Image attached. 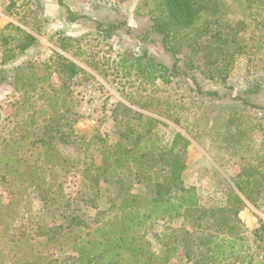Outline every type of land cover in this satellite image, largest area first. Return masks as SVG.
<instances>
[{"label": "rangeland", "instance_id": "374dc122", "mask_svg": "<svg viewBox=\"0 0 264 264\" xmlns=\"http://www.w3.org/2000/svg\"><path fill=\"white\" fill-rule=\"evenodd\" d=\"M62 1L0 0V28L12 22L37 39L7 63L0 45V76L8 77L0 84V150L4 141H15L24 133V120L38 115L37 108L44 103L36 97L24 103L23 92L10 83L12 69L21 65L24 72L46 79L41 82L42 98L54 89L68 92L70 105L59 108L50 128L58 130V138H66L63 142L55 137L59 150L77 162L55 178L64 198L56 194L54 200L30 190L17 205L11 234L27 230L41 242L45 257L64 258L71 252L61 249L60 242L69 244L74 234L93 237L97 224L116 212L124 194L155 195L153 184L137 183L128 169L115 176V182L100 175L109 144L143 120L140 137L151 135L159 146L168 147L176 132L191 141L182 176L201 197L200 208L173 219L154 218L140 227L151 249L161 256L169 250L168 264H260L264 260L259 214L264 204V0H200L209 11H217L209 18V35L188 44L173 39L177 54L166 49L162 35L152 29L157 19L152 0ZM70 11L75 20L69 19ZM143 53L147 60L170 68L177 59L178 74L170 75L169 82L148 80L129 62L123 63L124 58L131 61ZM59 54L77 65L74 73ZM115 116L121 120L115 121ZM140 137L131 139L129 146ZM150 158L146 160L156 164ZM245 172L258 173L263 185L253 191V202L246 201L232 181ZM9 184L0 172L5 201L10 198ZM234 191L244 202L240 221L230 211L237 205ZM224 235L235 247L226 257L212 242Z\"/></svg>", "mask_w": 264, "mask_h": 264}, {"label": "trees", "instance_id": "16d2710c", "mask_svg": "<svg viewBox=\"0 0 264 264\" xmlns=\"http://www.w3.org/2000/svg\"><path fill=\"white\" fill-rule=\"evenodd\" d=\"M59 2L63 4L62 0ZM152 3L154 18L157 17L152 29L162 35L166 49L173 54L178 52L173 39L188 44L208 36L209 18L217 14L216 10L209 11V6L202 5L200 0H152ZM72 14L73 11H70L69 19L75 20ZM36 40V36L26 29L12 22L6 23L0 28L3 63L16 59ZM60 45L63 50L67 49L65 43L61 42ZM59 57L66 61L72 73L77 70L73 61L61 54ZM129 60L124 58L123 63L129 62L131 68L148 80L161 78L169 82V76H176L179 72L177 59L171 68L152 58L147 60L145 53ZM24 69L21 65L15 66L10 83L23 92L24 103L34 97L36 101L43 100L44 103L38 106V115L24 120L27 126L24 133L15 141H4L0 150V172L11 183L8 188L9 200L5 201L0 193V264H168L171 257L169 250L163 256L156 254L141 235L140 227L154 218L173 219L182 216L188 209L200 208L201 197L195 187L185 184L182 176L191 141L181 132H176L168 147L159 146L151 135L140 137V127L145 125L143 120L127 129L125 137L109 144L107 152L102 155L100 175L106 182H115L114 177L128 169L137 183L153 184L157 189L155 195L124 194L116 204V212L97 224L93 237L90 234H74L69 244L60 242L61 249L68 248L71 252L70 256L64 258L45 257L39 249L41 242L27 230L11 234L18 215L17 205L30 190L47 193L54 200L56 194L64 198L62 185L55 178L60 172L77 165L76 161L59 150L54 140L56 137V140L65 142L66 138H58V130L50 128L59 108L69 107L68 92L54 89L51 93H44L42 98L41 82L46 79L40 78L36 72H24ZM6 79V75L0 76V84ZM125 111L131 110L125 107ZM37 118L43 122L39 124ZM120 120L115 116V121ZM136 135L140 138L130 147L129 143ZM147 156L156 164L146 160ZM234 184L236 190L247 199H252L242 181H235ZM234 196L238 199L237 205L230 211L234 219L240 221L239 214L244 202L235 191ZM221 209L213 208L215 211ZM255 235L260 237V231L256 230ZM212 242L217 247L216 251L222 249L223 257L234 253L235 247L230 244L232 240L229 236L214 238ZM225 252H229L228 255ZM260 264H264V260Z\"/></svg>", "mask_w": 264, "mask_h": 264}, {"label": "crops", "instance_id": "0c3cea01", "mask_svg": "<svg viewBox=\"0 0 264 264\" xmlns=\"http://www.w3.org/2000/svg\"><path fill=\"white\" fill-rule=\"evenodd\" d=\"M240 177V176H239ZM242 177L243 178H239V179H235L233 178L232 181L235 182V181H242L243 184H245V191L251 196L252 199H247L243 194H241L239 192V194L243 195V197L245 198L246 201H249V202H253L254 199H253V191L255 193V189L257 188H260L262 185V183H260V176L258 175V173H255V172H245L244 174H242ZM235 185V184H234ZM236 188V186H235ZM237 189V188H236Z\"/></svg>", "mask_w": 264, "mask_h": 264}, {"label": "built area", "instance_id": "2783aa9c", "mask_svg": "<svg viewBox=\"0 0 264 264\" xmlns=\"http://www.w3.org/2000/svg\"><path fill=\"white\" fill-rule=\"evenodd\" d=\"M259 214H260V217H261L263 225H264V204H263V212L261 211V212H259ZM263 239H264V232H263Z\"/></svg>", "mask_w": 264, "mask_h": 264}]
</instances>
